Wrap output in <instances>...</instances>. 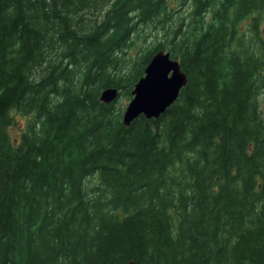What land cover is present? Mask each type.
Here are the masks:
<instances>
[{"label": "trees", "instance_id": "obj_1", "mask_svg": "<svg viewBox=\"0 0 264 264\" xmlns=\"http://www.w3.org/2000/svg\"><path fill=\"white\" fill-rule=\"evenodd\" d=\"M176 1L0 0V264H264V0ZM160 49L187 84L125 125Z\"/></svg>", "mask_w": 264, "mask_h": 264}, {"label": "water", "instance_id": "obj_2", "mask_svg": "<svg viewBox=\"0 0 264 264\" xmlns=\"http://www.w3.org/2000/svg\"><path fill=\"white\" fill-rule=\"evenodd\" d=\"M186 84L187 75L179 60L164 49L158 50L147 63L144 75L134 85L132 98L122 115L123 123L129 125L141 114L146 118L159 117L178 98ZM117 97L116 88H106L101 91L99 99L110 103ZM128 264H134V261Z\"/></svg>", "mask_w": 264, "mask_h": 264}, {"label": "rangeland", "instance_id": "obj_3", "mask_svg": "<svg viewBox=\"0 0 264 264\" xmlns=\"http://www.w3.org/2000/svg\"><path fill=\"white\" fill-rule=\"evenodd\" d=\"M187 6H188V2L187 0H178L176 2L173 3V9L175 10L172 14L173 17L175 16H179V15H185L187 13ZM160 29L159 27L155 28V27H148L145 30V33L148 34L147 39H146V43L147 44H151V43H155V41L158 40V38L162 37V32H157V30ZM145 42V41H144ZM142 42V46H145V43ZM117 103L120 105H123L127 102V99H123L122 96H119V98L117 99ZM13 122L12 125L9 128V135L11 137V139L16 142L20 139L21 133L24 131L25 125L28 122L29 119L32 118L31 115H24L22 113H19L18 111H13ZM97 181L96 175L89 177L86 180V183L89 186H93Z\"/></svg>", "mask_w": 264, "mask_h": 264}, {"label": "bare ground", "instance_id": "obj_4", "mask_svg": "<svg viewBox=\"0 0 264 264\" xmlns=\"http://www.w3.org/2000/svg\"><path fill=\"white\" fill-rule=\"evenodd\" d=\"M152 47V46H151Z\"/></svg>", "mask_w": 264, "mask_h": 264}]
</instances>
